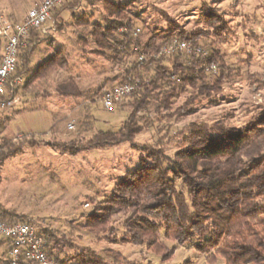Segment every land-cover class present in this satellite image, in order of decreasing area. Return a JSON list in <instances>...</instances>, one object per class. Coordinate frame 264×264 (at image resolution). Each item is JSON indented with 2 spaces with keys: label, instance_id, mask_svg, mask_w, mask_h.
Segmentation results:
<instances>
[{
  "label": "trees",
  "instance_id": "obj_1",
  "mask_svg": "<svg viewBox=\"0 0 264 264\" xmlns=\"http://www.w3.org/2000/svg\"><path fill=\"white\" fill-rule=\"evenodd\" d=\"M81 1L85 6L96 2L63 0L52 16H58L65 5L77 9ZM102 2L104 13L100 19L90 21L87 15L74 17L77 25L89 28L84 35H79L78 42L83 45L93 43L97 49L91 53L107 56L119 67L112 77H105L110 87L94 89L91 102L105 90L122 83H132L135 88L131 96L114 106L123 108L127 105L129 108L119 128L96 131L85 142L56 145L61 153L69 155L126 141L132 143L136 135L158 121L178 120L192 114L196 99L219 93L223 83L234 74L218 48L209 46L204 52L205 47L200 43L208 36L219 38L227 29V20L217 9L210 6L205 9L203 23L208 30L197 27L185 31L167 17L169 30L149 35L143 42L138 37L140 29L135 24L139 17L131 1ZM235 4L230 8L233 9ZM37 30L30 32L27 46L20 50L14 76L24 77L27 72L31 53L40 41ZM172 40L185 41L192 48H201L202 52L177 50L160 54L161 47ZM63 49L61 44L21 86H26L34 75L54 66L65 67L66 55L58 56ZM2 50L0 39V58ZM140 54L144 55L142 63L137 59ZM130 55L134 60L123 64V56ZM212 65L215 72L209 70ZM188 89L190 97L173 109L175 99ZM17 91L18 88L8 89L7 96L0 100L13 98ZM152 112L156 119L151 118ZM170 130L168 127L167 132ZM168 136L178 138L173 152L167 153V140L161 137L152 143L140 144L144 155L140 156L139 164L124 172L103 204L94 206L79 223V228L106 240L103 234L113 232V227L108 224L114 216L123 214L126 216L122 226L125 240L134 245L145 244L148 249L159 252L162 261L171 257L174 248L159 244L160 235L179 245L191 242L198 253L209 254V260L220 256L225 259L224 264H264V109L240 127L227 126L221 120L192 122ZM26 143L36 144L29 138L1 137L0 167ZM138 145L132 144L133 147ZM0 218L9 223H30L23 215L3 208L1 204ZM35 229L45 240L47 257L60 264H113L107 257L115 264H138L125 260L111 249H103V256L88 247H77L71 239L58 236L50 227ZM11 247L8 239L0 238V264H36L26 259L22 251L13 262L9 255ZM72 249H75L74 253L67 252ZM183 264H190V261Z\"/></svg>",
  "mask_w": 264,
  "mask_h": 264
},
{
  "label": "rangeland",
  "instance_id": "obj_2",
  "mask_svg": "<svg viewBox=\"0 0 264 264\" xmlns=\"http://www.w3.org/2000/svg\"><path fill=\"white\" fill-rule=\"evenodd\" d=\"M40 1L0 0V16L12 22L19 21ZM113 1H131L135 5L139 17L135 26L140 29L138 37L143 42L149 35L169 30L167 17L185 31L197 27L208 30L203 23L205 9L207 6L217 9L225 16L227 29L219 38L208 36L200 43L205 47L204 52L209 46L218 48L234 74L223 83L219 93L196 99L192 114L178 120L158 121L155 126L136 135L132 143L126 141L111 147L86 149L74 155L61 153L55 148L58 144L85 142L96 131L118 129L129 108L123 105V108L105 109L100 102L102 94L91 102L94 89L110 87L105 77H112L119 67L114 66L107 56L91 53L97 49L93 43L83 45L78 42L79 35H84L89 28L77 25L74 17L87 15L90 21L100 19L104 13L102 0L86 6L81 1L75 10L65 5L60 14L53 17L56 8L47 20H55L51 33L37 34L40 41L34 46L23 79L32 75L61 44L64 49L58 56L66 55L67 64L34 75L26 86L18 88L13 104L5 109L8 120L4 121L6 129L1 137L29 138L36 144H24L1 165L0 204L23 215L34 227L55 229L54 233L71 239L77 247H88L103 256V249H111L125 260L138 264H183L186 261L190 264H224L225 259L220 256L209 260V254L198 253L191 242L179 245L160 235L159 244L174 248L171 257L162 261L160 253L148 249L145 244L134 245L125 240L122 226L126 216L123 214L114 216L108 224L113 227V232L103 234L106 240L93 236L78 225L94 206L103 204L124 172L139 164L140 156L144 155L140 144L152 143L161 137L167 140L165 149L170 154L178 138L168 136V133L184 129L192 122L221 120L227 126L240 127L264 109V0ZM234 2L236 4L231 9ZM122 60L127 65L134 56H123ZM209 70L215 72L216 68L212 65ZM188 97L189 89L175 99L172 108L182 105ZM156 117L152 112L151 118ZM68 124H73V128L68 129ZM168 127L170 132H167ZM133 143H138L139 147H133ZM67 252L72 254L75 249ZM107 259L115 264L111 258Z\"/></svg>",
  "mask_w": 264,
  "mask_h": 264
},
{
  "label": "built area",
  "instance_id": "obj_3",
  "mask_svg": "<svg viewBox=\"0 0 264 264\" xmlns=\"http://www.w3.org/2000/svg\"><path fill=\"white\" fill-rule=\"evenodd\" d=\"M63 0H41L26 12V15L19 21L12 22L0 16V39L3 42V50L0 58V97H6L8 89L19 88L23 84L22 76H14L18 62L20 50L27 46L30 32L40 29L48 20L50 14L62 4ZM184 51L186 53H201V48H192L185 41L174 40L160 49L163 55L174 51ZM142 63L144 55L137 57ZM135 85L132 83H122L111 89L105 90L100 102L105 109H112L116 103L132 95ZM15 96L9 99L0 100V109L13 104ZM73 124H68V129H72ZM1 142V135H0ZM88 204H86L87 206ZM0 238L10 241L12 247L9 250L11 260L14 262L22 251L26 259L36 264H60L58 261L47 257L44 251L45 240L38 235L35 227L27 222L9 223L0 218Z\"/></svg>",
  "mask_w": 264,
  "mask_h": 264
},
{
  "label": "crops",
  "instance_id": "obj_4",
  "mask_svg": "<svg viewBox=\"0 0 264 264\" xmlns=\"http://www.w3.org/2000/svg\"><path fill=\"white\" fill-rule=\"evenodd\" d=\"M55 24V20H49L46 22V24L44 25L43 29L42 30H39L37 32V34L39 36L41 35H46V34H50L51 31H52V26ZM7 108V107H6ZM6 108H3V109H0V135L3 136L4 133H5V129H6V126H5V122L6 120H8V115L7 113L5 112V109ZM20 134V133H19Z\"/></svg>",
  "mask_w": 264,
  "mask_h": 264
}]
</instances>
